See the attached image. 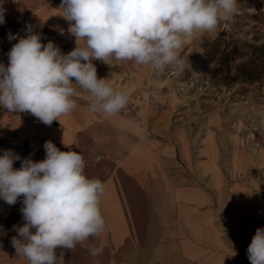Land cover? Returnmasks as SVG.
Listing matches in <instances>:
<instances>
[{"label":"crops","instance_id":"0c3cea01","mask_svg":"<svg viewBox=\"0 0 264 264\" xmlns=\"http://www.w3.org/2000/svg\"><path fill=\"white\" fill-rule=\"evenodd\" d=\"M53 20L48 26L59 32V44L68 41L66 31L61 34L68 27ZM4 24L0 62L7 65L17 42L7 35L21 32L15 25L1 30ZM204 33L184 45L183 59ZM112 62L121 70L97 72L98 78L129 99L140 94L133 100L137 110L94 113L90 94L78 88L77 107L50 126L25 112L0 118L34 161L45 157L44 142L51 140L61 151L80 153L85 175L104 184L106 230L89 241L103 246V253L90 256L91 264H250L247 247L256 229L264 228V149H244L238 134L227 133L225 118L178 114V102L158 96L169 68L159 73L133 61ZM170 72L174 78L179 71ZM0 264L28 262L10 241L0 245Z\"/></svg>","mask_w":264,"mask_h":264},{"label":"clouds","instance_id":"9594fccd","mask_svg":"<svg viewBox=\"0 0 264 264\" xmlns=\"http://www.w3.org/2000/svg\"><path fill=\"white\" fill-rule=\"evenodd\" d=\"M59 9L76 47L63 54L54 41L42 43V34L26 24L23 36L9 31L8 41L17 42L7 53V65L0 62V108L30 113L47 126L77 107L78 88L90 94L94 113L112 116L127 106L128 95L98 78L93 61L182 71L184 45L238 12L237 0H61ZM43 148L45 158L38 162L32 154L21 159L11 149L0 155V199L15 205L22 198L23 224L13 225L17 235L11 238L16 256L28 264H65V250L77 245L92 257L102 255L103 246L89 241L106 230L100 210L104 184L85 175L86 161L77 151H61L51 140ZM246 254L250 264H264V228L256 229Z\"/></svg>","mask_w":264,"mask_h":264},{"label":"rangeland","instance_id":"374dc122","mask_svg":"<svg viewBox=\"0 0 264 264\" xmlns=\"http://www.w3.org/2000/svg\"><path fill=\"white\" fill-rule=\"evenodd\" d=\"M4 17L7 21L1 30H5L10 25L18 26L21 35H25L23 29L26 24L32 25L37 33L42 34V43L48 40L61 49L63 54H67L76 47L75 38L66 31L68 41L60 43V34L58 31L51 29L48 24L54 22L53 19L61 21L64 27H68V22L60 15L62 10L59 9L61 0H2ZM238 12L231 20L221 22L217 29L212 33H204L198 38V41L188 52L185 57V67L179 71L173 78L169 68L164 74L165 81L161 85L158 96H165L172 102H178V114L192 112L194 115L210 113L212 117L226 119V131L228 134L235 133L241 137L244 149L260 151L264 149V78L247 82L242 79L227 82L222 78L224 72L214 73L213 68L218 66L219 55L213 53L205 56L199 64L203 69L194 68L190 60L192 52L206 54L205 46L220 33L223 38L220 41V50L229 48L233 43H237L238 54L232 60L231 73H234L233 67L246 59L245 53L249 51L247 44L264 42V0H237ZM10 10V14L6 9ZM11 9H17L11 11ZM5 11L7 13H5ZM8 18V19H7ZM53 20V21H52ZM65 29V28H64ZM83 46L84 42H80ZM197 62H199L197 60ZM97 72L120 71L121 63L111 62L110 66L99 61H93ZM170 75V76H169ZM169 76V77H168ZM140 94H135L129 102L139 100ZM6 109L0 108V118ZM177 114L174 111L173 114ZM180 113V114H181ZM26 143L16 142L7 131V127L0 122V155L3 150L11 149L14 153L20 155L21 159L28 157L32 151L26 147ZM45 157L37 158L41 161ZM20 160L14 161V168H20ZM22 198H19L15 205H8L0 199V245L11 241V238L17 235L13 225L23 224L20 208ZM83 248L79 245L71 252L65 250V264H91L90 254L81 252ZM60 249H57L59 255Z\"/></svg>","mask_w":264,"mask_h":264},{"label":"trees","instance_id":"16d2710c","mask_svg":"<svg viewBox=\"0 0 264 264\" xmlns=\"http://www.w3.org/2000/svg\"><path fill=\"white\" fill-rule=\"evenodd\" d=\"M223 38V34L220 33L213 40H211L205 46L208 48L206 54L198 52H192L190 54V60L194 68L203 69L200 61L204 60L205 56L213 53L219 55L218 66L213 68L214 73L224 72L222 78L227 82L242 79L247 82L255 81L264 78V42L261 43H249V51L245 53L246 59L236 64L233 69L234 73H231V62L238 54L237 43H233L229 48L220 50V41ZM197 60L199 62H197Z\"/></svg>","mask_w":264,"mask_h":264},{"label":"built area","instance_id":"2783aa9c","mask_svg":"<svg viewBox=\"0 0 264 264\" xmlns=\"http://www.w3.org/2000/svg\"><path fill=\"white\" fill-rule=\"evenodd\" d=\"M137 98H140V95H138ZM135 110H137V104L135 102H129L127 106L124 108L125 112H131Z\"/></svg>","mask_w":264,"mask_h":264}]
</instances>
